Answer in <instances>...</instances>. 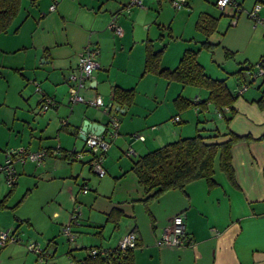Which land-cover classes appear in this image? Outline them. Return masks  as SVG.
Segmentation results:
<instances>
[{
	"label": "crops",
	"instance_id": "0c3cea01",
	"mask_svg": "<svg viewBox=\"0 0 264 264\" xmlns=\"http://www.w3.org/2000/svg\"><path fill=\"white\" fill-rule=\"evenodd\" d=\"M145 1L152 5L150 0H142L143 7L134 6L126 12L124 6L128 0H29L8 30L0 33V82L6 83L0 92V112L3 105L11 109L8 117L6 112H3L6 117L0 113V163L7 149H50L40 164L15 159L14 185H9L0 175V230H9L19 239L2 245L0 264L18 260L19 254L28 250L25 241L29 239L48 252L43 261L68 264L83 258L89 247L117 246L130 230L137 234L132 249L135 264H264V106L258 102L260 97L264 102L262 78L235 95L231 106L236 112L227 123L210 103L205 112H198L196 106L191 108L202 117L201 127L209 136L206 142L223 141L229 138V132L248 135V139L232 146L235 184L215 161L213 184L200 178L183 189H169L144 200L145 192L131 164L138 156L187 136L184 134L189 130L180 124L182 114L177 111L174 99L180 93L191 100L182 93L184 86L180 83L166 82L157 74L144 72L145 45L149 38L138 32L141 23L146 24L144 14L152 8L147 9ZM237 1L244 10L233 29L234 43L226 42L230 40H225L226 30L222 33L224 37L221 35L216 41L221 44L223 38L227 44L223 47L232 52L226 56L229 60L225 63L227 72L234 75V82L219 69L224 54L217 60L219 76L215 74L225 78L232 93L247 78L243 71L241 75L236 73L241 65L255 63L264 56V26L254 24L247 15V9L262 0H253L249 8L245 7V0ZM157 2L161 6L162 1ZM262 10L264 4L259 13ZM151 19L155 21L156 15ZM112 20L121 25L120 34L110 27ZM87 46L97 48L94 58L99 68L92 71L82 91L85 96L100 95L104 101L114 102V87L134 90L131 104L115 109L114 102L110 114L118 119L119 126L102 157L105 174L101 177L90 166L91 154L86 151L84 138L81 137L82 142L77 146L78 140L70 144L64 137L69 138L65 134L68 132L80 137L85 120L108 126L109 114L82 102H67V76L76 71L78 53ZM17 55H21L19 62H11L17 65L11 68L24 79L23 86L31 90L24 96L20 89L21 98L14 95L10 102L8 81L1 69L6 64H2V59L7 61L9 56ZM178 57L174 55L172 62H162L161 58L160 66L173 68ZM44 94L52 96L55 104L40 112ZM200 97L206 96L196 93L193 100L203 99ZM72 149L83 151L81 159L64 154ZM129 150L132 152L128 153ZM84 185L88 187L86 192L81 190ZM18 194L21 199L16 198L11 204L10 200ZM32 194H35L33 201L27 202ZM42 196L44 199L40 200ZM75 206H78L79 223L72 225L77 233V246L73 247L66 242L61 227L70 221ZM111 211L122 214H114L112 219ZM143 214L149 216L148 225ZM176 214L184 218L190 243L182 247L158 246L156 240ZM124 221L131 224L119 233Z\"/></svg>",
	"mask_w": 264,
	"mask_h": 264
},
{
	"label": "trees",
	"instance_id": "16d2710c",
	"mask_svg": "<svg viewBox=\"0 0 264 264\" xmlns=\"http://www.w3.org/2000/svg\"><path fill=\"white\" fill-rule=\"evenodd\" d=\"M21 2L22 0H0V33L8 30L20 10ZM260 3L264 4V0ZM219 20L220 16L200 12L195 21V27L208 36L216 29ZM202 45L211 48L215 44L206 38L196 48L188 46L183 50L177 64L173 68H167L160 66L162 49L155 50L152 41L148 39L145 45L144 72L157 74L168 81L178 82L182 87L192 85L205 88L207 95L203 99L199 101L188 100L179 93L174 99V105L178 110L196 106L198 112H205L210 103L227 123L236 112L231 106L236 94L235 91L234 93L230 91L225 78L212 77L206 73L203 65L197 59V53ZM231 54L232 52L225 51L226 56ZM260 58H264V56ZM242 65L241 69L236 72L237 74L242 72ZM247 80L248 77L241 83ZM262 83H264V77H262ZM133 96V89L114 87L115 109L131 104ZM41 102L42 99L40 104ZM258 102L264 106L262 97L258 99ZM204 131L203 127L196 128L194 134L180 136L168 141L138 156L132 162L130 168L145 192L144 200L158 196L169 189H183L187 183L200 178L205 179L210 185L213 184L212 176L215 161H217L218 168L226 178L235 184L231 161L232 146L237 141L248 139V135L229 132V138L223 141L206 142L205 139L209 136L205 135ZM49 152L50 149H47V153ZM117 213L122 214V212L111 211L109 218L115 219L113 217ZM132 249L133 247L120 249L117 245L108 248L109 251L106 253L91 254L88 252L80 260L83 261V264H135Z\"/></svg>",
	"mask_w": 264,
	"mask_h": 264
},
{
	"label": "built area",
	"instance_id": "2783aa9c",
	"mask_svg": "<svg viewBox=\"0 0 264 264\" xmlns=\"http://www.w3.org/2000/svg\"><path fill=\"white\" fill-rule=\"evenodd\" d=\"M168 2L173 7H183L187 6L189 0H168ZM55 2L52 3L51 7H54ZM215 5L219 8L222 13L228 16V24L235 25L242 11V7L237 0H215ZM138 6L143 7L142 0H128L124 6V10L129 12L132 7ZM262 4L260 2L254 3L252 8L247 11V15L251 18L254 24H261L264 26V16L260 15L259 11ZM110 27L117 34L122 32V27L116 21L110 22ZM98 52L95 47H84L77 57L76 71H72L67 76V82L69 83V90L67 95V101L70 104L77 102H82L88 106L95 108H100L105 112L109 113L108 126L104 131L100 133L86 132L85 134V147L86 151L91 154L90 166L92 170L98 175L103 176L105 174V169L102 165V157L108 150L111 139L117 134V129L119 126L118 119L112 116L109 109L113 106L112 100L104 101L100 95L85 96L82 91L86 88L87 83L92 77V71L99 68L98 62L95 60V55ZM242 71L247 74L248 80L244 81L235 88V94L240 95L247 87L248 84L255 81L257 78L264 77V58H260L253 64L244 63L242 65ZM35 83V82H34ZM36 90H39V86L35 83ZM55 104V100L44 94L42 96V102L40 104L39 110L41 112L45 111L50 106ZM178 117L176 116L175 119ZM134 136L143 139V135L134 133ZM132 151L129 150L128 153ZM66 155L71 156L75 159H81L83 156V151H76L75 149L65 151ZM47 155V149L40 148L37 150H28L25 147H18L15 149H7L5 151L4 160L0 163V175H3L6 182L9 185H13L16 182V172L14 169L13 162L18 159L22 162L26 160L35 161L40 164ZM88 187L86 185L82 186L81 190L86 192ZM79 212L78 206H75L70 214V221L62 225L61 233L64 235L69 244L76 247L77 233L72 228L73 224H78ZM17 236L10 232L9 230H2L0 232V245H5L10 242H15L19 239ZM187 231L184 218L181 214L174 215L169 224L166 225L159 238L156 240V244L160 247H182L190 243L187 239ZM137 243V234L134 230H130L123 235L119 240L118 246L120 249L132 248ZM25 246L28 250L33 251L40 260H44L47 257V253L44 249L39 247L38 243L32 239L25 241ZM108 248L102 246L89 247L88 252L91 254L95 253H106ZM72 264H83L80 259H73Z\"/></svg>",
	"mask_w": 264,
	"mask_h": 264
},
{
	"label": "rangeland",
	"instance_id": "374dc122",
	"mask_svg": "<svg viewBox=\"0 0 264 264\" xmlns=\"http://www.w3.org/2000/svg\"><path fill=\"white\" fill-rule=\"evenodd\" d=\"M28 1L29 0H22L20 13H22V10L26 6V4H28ZM150 1H151L152 5H148V3H146V1H145V6L147 7V9L149 6H151L152 8L149 11L150 13L144 14L143 19L145 21H143V22H146V24L141 23V25L139 26V32L138 33H141V35H143L146 39L149 38L152 41L153 47L156 50L162 49V56H161V58H163L162 62H164V61L172 62V60L174 59L173 58L174 55L181 56L183 50L186 47L190 46V47L196 48V47L200 46L202 41H204L206 38H208V41L215 43V45L212 46L211 48H208V47H205L202 45L200 50L197 53L198 61L203 65L206 73H209V75L211 74L212 77H216V76H219V70L216 68L217 60H221L220 58L222 57V54H224L225 59L222 61L224 63H222V66L220 65L221 68L219 67V69H222L226 73L225 75L228 78H231V80H233V82H234V75L229 74V72H227V64L225 63V61L229 60V58L226 57V55H225L226 49L223 47V44L227 45L225 43L226 39L227 40L230 39L229 41H226L227 43H229V44L234 43L233 37H232L234 34L233 29L235 28V25L237 23L235 25L227 26L228 21H229L228 16L225 15L224 13H222V11L215 6L214 0H189V6H183V7H177V8L173 7L168 2V0H161L162 1L161 6L158 5L157 0H150ZM252 2H253V0H245V2H244L245 7L247 6V8H249ZM243 10L244 9L242 8V11ZM249 10H250V8L247 9V11H249ZM205 11H208V12H211L212 14L220 16V20L218 22L216 29L214 31H212L208 36H206L203 32H201L200 30H198L195 27V21L197 20L198 14L200 12H205ZM260 13L264 14V10H262ZM153 15H156L155 21H154V19H151V17ZM262 16H264V15H262ZM225 30L227 32L225 40H223V38H222L221 44H216V41L219 40V38L221 37L222 33ZM222 37H224V35H222ZM223 41H224V43H223ZM20 57H21V55H17L16 57L9 56L10 59L7 61H4L2 59V62H3L2 64H6L5 65L6 67H2L1 69L3 70V73H5V76H6L7 81H8L7 88H9V90H10L9 91L10 92L9 98L11 100L10 102H13V99L15 98L14 95L17 96L18 98H21L18 95V92L20 89L23 91L22 93L24 96L25 95L27 96V93L31 90L29 86H23L24 79H21L18 71H15L11 68V67L17 66V65H15V66L12 65L11 62L12 63H13V61H15L14 63L19 62ZM226 58H228V59H226ZM25 71H24V69H21V72H23V74H26ZM215 74H218V75L215 76ZM232 77H233V79H232ZM161 78L164 79L166 82H171V81L166 80L163 77H161ZM231 80H230V82H231ZM4 88H6V83L0 82V92ZM183 88L184 89H182V93L191 100H193V96L196 93H200V96H206L207 95V90L205 88H202V87L185 85ZM180 90H181V88H180ZM31 95L33 96V93ZM138 95H139V98L140 97L142 98L141 94H138ZM201 98H203V97H200V99ZM77 103H79V102H77ZM164 107L165 106H162V109ZM191 108L192 107L184 108V109H180V110L177 109V111L180 112V114H182V119L180 121V124L184 125L185 128H187L189 130V132H187V133L184 131L185 132L184 135H187V136L194 134L197 124H198V127H201V124H200V122L202 120L201 115L198 116V114H196ZM1 111L2 112H0V113L2 115H4V117H6V115L3 112H6L7 117H8V113L11 111V109L8 106L3 105L1 108ZM8 120L9 119L7 118L6 123L8 122ZM6 126H9V123ZM68 133H65V134H67L69 136V138L66 135H64V137H66L67 140L69 139L70 144L75 143L76 140L79 141V143H76L77 146H78V144L79 145L81 144V142H82L81 137H79L77 134H68ZM94 174L96 176H98L96 173H94ZM3 188H4L3 190L6 189L5 186ZM34 195L35 194H32V196L27 200V202L33 201ZM19 196H20V194H18L14 198H12L10 200V203L12 204L14 201H16V198L19 199ZM43 197L44 196H42L40 198V200H42ZM11 208H13V207H11ZM8 211H10V210H8ZM44 212L46 215L47 209H44ZM143 221L146 225L149 224V216L147 214H143ZM130 224H131L130 222L124 221V223H122V225L119 228V233L125 231V229L128 228L130 226ZM4 229H7V228H4ZM10 229H12V228H10ZM1 231L2 230H0V232ZM117 234H118V232L115 235H117ZM66 242H67V240H66ZM1 247H3V246H0V248ZM63 259H67V258H63ZM70 262H68V264ZM64 263H65V261H64ZM10 264H50V261L49 260L42 261L37 257V255L33 251L31 252L28 250H24V252L19 254L18 260H16V261L13 260L10 262ZM65 264H67V263H65ZM157 264H159V263H157Z\"/></svg>",
	"mask_w": 264,
	"mask_h": 264
},
{
	"label": "water",
	"instance_id": "95a60500",
	"mask_svg": "<svg viewBox=\"0 0 264 264\" xmlns=\"http://www.w3.org/2000/svg\"><path fill=\"white\" fill-rule=\"evenodd\" d=\"M113 106H114V103H113ZM113 106L109 109V111H111L113 109ZM97 109H100V108H97ZM100 110L102 111V113H105L106 115L109 114L108 112H105L102 109H100ZM105 126H106L105 124L91 123L90 121L85 120L83 122V126H82L81 131H80V137L85 138V134L88 130L90 132L100 133V132L105 130V128H106Z\"/></svg>",
	"mask_w": 264,
	"mask_h": 264
}]
</instances>
